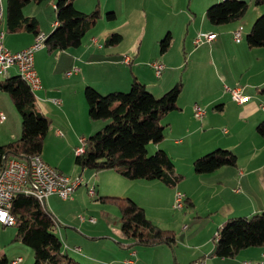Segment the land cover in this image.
<instances>
[{"label": "crops", "instance_id": "1", "mask_svg": "<svg viewBox=\"0 0 264 264\" xmlns=\"http://www.w3.org/2000/svg\"><path fill=\"white\" fill-rule=\"evenodd\" d=\"M103 1H74L79 11L89 13L99 5L101 12L99 20L86 33L79 48L49 52L45 44L34 55V67L40 80L39 88L32 90L36 97L35 107L50 119L55 129V134L51 135L50 126L40 155L66 175L81 176L84 181L70 199L64 200L57 194L47 199L46 208L59 224L64 251L70 256H73L70 252L77 255L80 258L77 260L82 264H105L103 260H110L108 254H103V251L107 252L106 247L101 245L95 259L91 245L100 243L96 239L106 238L111 240L109 246L112 249L116 250L114 244H118L120 250L127 253L116 251L111 261L120 262L113 264H138L144 252L136 250V247L120 245L129 243L121 242L118 236L121 232L107 234V231H101L106 229V225L95 227L98 222L94 215L106 223L102 212L106 211L103 207L108 203L100 200L103 197L131 198L146 212L140 200V189L142 186L148 188L147 184L154 186L156 181L148 180L149 183L141 185V180L126 179L114 170L95 171L81 168L75 163L76 149L82 145L81 140H86L106 124V121L91 119L85 88L91 86L105 95L129 89L136 78L153 95L160 97L178 82L177 72L183 69L179 109L168 113L162 120L164 139L159 144L148 145L149 155L151 151H165L173 161L175 171L183 175L176 187L165 186L172 194L173 190L186 194L191 204L187 209L192 211L191 216L194 217L191 220L192 228L184 224L182 234L193 240L195 246L193 249L184 246L189 255L180 256L179 251H175V263L264 264V247L246 248L232 258L214 255V239L223 223L232 218V212L240 211L237 215L247 216L264 210V138L256 130L257 125L264 121V48H249L246 37L244 42L241 41L242 31L239 42L234 39V32L241 29V22L246 16L241 21L216 26L210 23L206 11L220 0H205V4L199 8L190 4L192 0H106V7L108 11H113V15L103 25L117 21V33L122 36L119 44L108 47L105 42L113 28L104 26L109 31L99 29ZM45 2L31 3L23 12L25 17L36 20L37 31L48 36L58 22L44 5ZM57 2L51 1L55 11ZM259 3H262L260 9H264V0ZM122 4L125 6L123 13L127 14L125 26L118 23L123 14H118L117 7ZM2 5L6 17L7 0H2ZM91 5V10H87ZM136 11L143 14L144 24L141 26L136 24L137 17L127 19ZM259 13L264 14V10H259ZM194 15L196 18L193 20ZM3 27L6 32L4 45L14 52L33 44L37 34L26 27L7 32L5 20ZM199 33H215L217 38L211 43L197 45L195 39ZM168 35L171 36V46L163 51L159 49V44ZM187 51L188 57L181 55ZM126 56L132 59L129 64L123 62ZM155 61L165 66L161 76H157L151 66ZM75 67L79 71L68 75V71ZM14 76H20L17 66L0 74V81ZM236 89L246 98L244 102L233 98V90ZM2 92L5 91H0V113L5 120L0 123V147L19 139L22 132L17 130L18 111L11 96ZM195 105L205 109L202 119L195 116ZM54 138L61 140L55 143ZM54 143L57 145V155L49 153ZM218 148L233 151L238 157L237 166H224L206 174L191 170L196 159ZM64 156L68 157V163ZM185 167H188V172L184 174L181 171ZM90 187H94L93 196L89 194ZM92 200L97 201L94 203ZM228 208H231L226 212L228 218L216 221V213ZM112 230H115L114 227ZM203 230L204 239L200 240L199 233ZM156 255L157 251H153L151 257L155 258ZM4 257L7 264L13 260L6 255Z\"/></svg>", "mask_w": 264, "mask_h": 264}, {"label": "trees", "instance_id": "2", "mask_svg": "<svg viewBox=\"0 0 264 264\" xmlns=\"http://www.w3.org/2000/svg\"><path fill=\"white\" fill-rule=\"evenodd\" d=\"M47 0H7V32H16L23 27L39 33L37 22L25 17L23 9L31 3ZM75 0H58L56 4L55 30L45 39L49 52L79 48L86 33L101 16L99 5L89 13L79 11ZM262 0H257L261 2ZM249 10L245 0H222L210 6L206 16L211 24L219 26L241 21ZM113 13H108L111 17ZM5 30V29H4ZM37 35V34H36ZM122 40L119 33L109 37L105 45L115 46ZM249 48H264V14L253 23L246 36ZM171 46V36L161 41V49ZM183 82H177L162 96H154L147 87L136 78L128 92L114 91L101 94L91 86L85 88V98L92 120L106 121V124L85 140V151L75 156V163L81 168L95 171L114 170L130 180H156L174 188L183 179V175L174 169V163L163 150L148 154L149 144H159L164 139V117L179 109L178 98ZM21 76L0 81V91L11 96L22 119V132L19 139L0 147V169L10 158H24L41 154L44 140L50 129L51 121L36 107L34 90ZM264 138V121L256 127ZM238 157L229 149L218 148L194 162L195 171L200 174L212 173L224 166H237ZM102 202H114L120 212L115 215L107 210L102 212L106 223L118 226L129 243L125 248L153 247L167 245L174 248L177 234L174 230L163 229L155 225L143 207L128 197H103ZM189 204L186 199V208ZM11 213L16 219L17 234L20 241L34 251V264H82L66 251L56 230L59 224L54 215L32 195L18 193L13 200ZM214 255L220 258H232L250 247H264V210L247 216L232 217L225 221L214 239ZM6 257L0 264H7ZM196 264V263H192Z\"/></svg>", "mask_w": 264, "mask_h": 264}, {"label": "rangeland", "instance_id": "3", "mask_svg": "<svg viewBox=\"0 0 264 264\" xmlns=\"http://www.w3.org/2000/svg\"><path fill=\"white\" fill-rule=\"evenodd\" d=\"M52 0H47L44 5H46L48 7V9H50L52 12L51 14L53 15V18H56V11L55 9L52 8ZM58 0H56L57 2ZM95 1V3L99 0H93ZM222 0H220L221 2ZM249 3V10L248 13L245 17L244 20H242V27H241V31L243 32V38L241 39V41H245V37L247 36L251 26L253 25V23L255 22V20L261 16L263 13H259V10H264V9H260V6H262V3L257 2V0H245ZM92 3V1H91ZM193 7H198L199 6H203L205 4V0H192V2L190 3ZM213 5V4H212ZM102 8H103V17L102 20L100 21V26L99 29L104 30V31H109V29H104V26H110V28H113L112 33H109V37H111L113 34L117 33L118 29H116V23L117 21L113 22L112 24H105L103 25L104 22L108 23L109 19L107 14L113 12L112 10L107 9L106 7V0L103 1L102 3ZM211 6V5H210ZM124 5L122 4L120 7H117V11L118 14L121 15L123 14L118 20H119V25L125 26V22H126V15L123 13V9H124ZM127 7V6H126ZM92 5L87 7V10H91ZM94 8V6H93ZM93 10V9H92ZM199 11V9H198ZM137 12V11H136ZM132 13L129 15L130 20H133L134 17H137V25L141 26L144 24L143 21V17H142V13L139 11L137 12L138 15L136 16L135 13ZM141 16V17H140ZM195 15L193 17V20L195 19ZM208 21V20H206ZM108 37V38H109ZM132 42L135 43V40H133ZM161 48V45L159 44V49ZM175 51V50H174ZM182 56L185 55L186 57H188V51L187 53H182ZM183 69L179 72H177L178 75V82L179 81H183L184 76H183ZM3 77V76H2ZM227 82V81H226ZM227 86L230 87L229 83H226ZM35 91V89H33ZM130 90L127 89L125 90V92H128ZM5 93L6 92H2ZM106 94V93H105ZM6 95H9L8 93ZM156 96V95H154ZM157 97V96H156ZM228 100H231L230 96H227ZM18 117L17 118V130H19L20 132L22 131V119L21 116L18 112ZM55 130V129H54ZM54 130H53V126H51L50 129V133L51 135H54ZM53 131V132H52ZM94 134V133H93ZM60 138H54L53 141L55 143H57L58 141H60ZM53 144L51 146V151H49V153L51 155H57V152L55 151L57 148L56 144ZM221 149H227V148H221ZM216 150V149H215ZM155 153L151 151L150 155H153ZM208 154V153H207ZM206 155V154H205ZM204 156V155H203ZM75 158V157H74ZM64 160H66V162L68 163V157L64 156ZM0 162H1V155H0ZM188 166V165H187ZM188 167H185V169H183L181 172H183L184 174L188 172ZM191 168V167H189ZM195 171V167H194V163H192V168L191 170ZM144 181V182H143ZM150 182H154V181H150ZM139 183H143L141 185H145V183H149L148 180H141V182ZM154 186H151L152 184H147L149 186H147L148 188H145L142 186V188L140 189V200L142 202V204H144L145 208H146V214L147 217L158 227L163 228V229H169V230H175L176 234L178 235L177 238V244L176 247H174L173 249L167 245H159V246H154V247H141L138 246L136 247L137 249H141V251H143L144 253H141L140 255V259L141 261H138V264H176L175 263V259H176V253L175 251H179V255L181 256H185L186 254H190L188 251L185 250L184 246L190 249H193L195 244L193 243V240L188 239L187 237H185L182 233L184 232V230L182 229V227L184 226V224H187V226L189 225V227L192 226V222L191 220L194 218L193 216H191L192 211L190 209H185L184 208L182 210L184 211H177L173 208V202H174V194H175V190H173V194L171 192V190L169 188H167L165 185L159 183L158 181L154 182ZM158 183V184H157ZM155 196L152 200V196ZM97 200H92V202L96 203ZM103 208H105L108 212L115 214V215H120L119 209L117 207V205L114 202H110L107 205H105ZM242 208V207H241ZM231 208L228 209H224L222 211H220V213H216V221L217 219L220 220H226L224 218H228L227 213L228 211H230ZM232 212V211H231ZM240 212V211H237ZM237 212H232L231 215L232 217H238V216H242V215H237ZM56 216V215H55ZM96 217V220L98 222V225H95V227H98L100 224L106 225V229H102V232H108L107 234H110L111 232L117 231V233L120 232L119 227L116 225H108L106 224L98 215H94ZM206 221V220H203ZM209 221V220H207ZM63 227V226H62ZM105 227V226H103ZM114 227L115 230H112ZM192 228V227H191ZM56 233L58 234V236H60V227L56 230ZM204 230L200 231L199 233V239L203 240L204 236H203ZM17 234V228L15 227H2L0 226V236H2L0 238V259H2L5 255L8 256V258H16V257H22L24 259L23 264H34V251L32 248H30L29 246L25 245L24 243L20 242V241H15L14 238ZM217 234V233H216ZM182 235V236H181ZM11 236H13L11 238ZM121 242L126 243L128 242L126 239H124L122 237L121 234H118ZM217 236V235H216ZM198 239V240H199ZM199 240V241H200ZM95 241H100L99 244H92L91 245V249H92V253H93V258L96 259V254L99 251V248L101 247V245L103 247H106L107 252L105 253V251H103V254H108L107 256H109L110 260L109 261H104L105 264H113V262H120V261H111V259L113 257H115L116 251L120 252H124V254L126 253V250H120L121 248H119L118 244H114L116 246V250L112 249L111 246V240H106V238H102V239H96ZM153 251H157V255L155 256V258H152L151 255L153 253ZM76 260L80 259L77 255L73 254L72 252H70ZM105 257V256H104ZM11 259V260H12ZM77 260V261H78ZM86 264V263H84Z\"/></svg>", "mask_w": 264, "mask_h": 264}, {"label": "built area", "instance_id": "4", "mask_svg": "<svg viewBox=\"0 0 264 264\" xmlns=\"http://www.w3.org/2000/svg\"><path fill=\"white\" fill-rule=\"evenodd\" d=\"M2 0H0V74L8 72L12 66H17L20 76L28 83L31 89H38L40 80L34 67V55L43 47H38V40H43L44 35H36L33 44L20 51H11L4 45L3 18L1 14ZM241 29L234 32V39L239 42ZM217 38L215 33H199L195 39L197 45L211 43ZM131 57L126 56L124 63H130ZM152 68L157 76H161L165 66L160 62H152ZM79 68L68 71V75L77 73ZM233 98L238 102H244L246 98L242 96L239 89L233 90ZM59 104V102H57ZM264 107V106H263ZM195 116L202 119L205 109L200 105L194 107ZM5 117L0 113V123ZM61 134V133H59ZM82 145L76 149V154L85 151V140H81ZM84 183L81 176L71 177L66 175L58 168L48 164L40 154L34 155L29 159L10 158L5 161L0 169V225L13 227L16 219L11 213L14 197L18 193L32 195L41 204L47 206V199L52 194H57L60 198L70 199L75 191ZM90 196L95 194L94 187L89 188ZM186 194L177 190L174 197L173 208L181 211L186 206ZM186 228V226H185ZM22 257H16L8 264H21Z\"/></svg>", "mask_w": 264, "mask_h": 264}, {"label": "bare ground", "instance_id": "5", "mask_svg": "<svg viewBox=\"0 0 264 264\" xmlns=\"http://www.w3.org/2000/svg\"><path fill=\"white\" fill-rule=\"evenodd\" d=\"M1 14H2V18H3V23H4V17H5V15H4V10H3V5L1 6ZM3 30H4V27H3ZM4 35H6V32H5V30H4ZM37 35H44V33L43 32H39V33H37ZM45 37H47V35L45 34ZM241 38V37H240ZM239 38V39H240ZM45 39L46 38H43V40H38V47H44L45 46ZM184 208V207H183ZM182 208V209H183Z\"/></svg>", "mask_w": 264, "mask_h": 264}]
</instances>
